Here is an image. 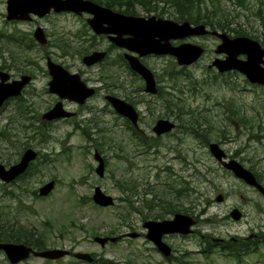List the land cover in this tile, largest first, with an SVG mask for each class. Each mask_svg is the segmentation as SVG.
Segmentation results:
<instances>
[{
	"label": "rangeland",
	"instance_id": "rangeland-1",
	"mask_svg": "<svg viewBox=\"0 0 264 264\" xmlns=\"http://www.w3.org/2000/svg\"><path fill=\"white\" fill-rule=\"evenodd\" d=\"M247 4L245 7L239 0H222L223 10L235 21L232 27H243L249 33L247 36L264 43V20L257 19L252 9L254 5L257 12L264 11V0H246ZM6 7L7 0H0V65H8L6 69L13 78L22 72L31 73L35 78L21 100L11 99L0 109V137L6 139H0V163L9 166L20 161L19 154L26 147H33L39 153L30 171L9 183L0 180V208L6 215L17 217L28 232L43 235L46 248L96 252L107 264H181L166 260L145 237L144 222L157 219L140 211L142 201L133 202V197H128L132 187H139L140 192L148 193L145 199L157 203L159 209L171 208L188 214L192 211L199 218L193 234L167 238L175 248L174 254H185L182 264H264V241L256 251L240 256L236 249H229L235 247L239 251L241 245L236 244L237 238L251 229L264 234V198L231 171H223L208 147L210 142H219L222 135L230 137L228 150L243 149L241 155L247 165L256 164L257 174L264 181V126H257L264 123V86L250 83L239 72H227L223 77L216 69L209 68L218 56L215 49L219 38L214 35L187 37L185 41L206 48L204 56L191 66L179 65L171 55L143 57L142 61L163 87L151 95L136 92L138 76L132 77L118 65L110 66L114 57L105 65H84L81 52L91 53L108 46L107 38L88 26L89 14L60 13L42 18L40 26L47 29L53 45L39 50L35 46L28 47L25 40L36 26L31 22L7 20ZM118 7L115 8L120 10ZM136 13L178 21L168 9L160 14L137 5ZM227 33L232 37L236 35L231 31ZM43 54L72 72H82L89 85L111 87L108 91L98 89L85 104L64 100V107L75 111L76 116L44 121L41 116L59 98L48 90L51 77L46 61L39 60L43 59ZM105 73L114 79L119 74L123 89H111L113 83ZM122 73L125 77L120 76ZM111 90L136 102L141 110L140 127L147 132L146 138L135 133L108 105L104 94ZM189 109L207 122L201 126L207 128V133L195 128L192 120L183 118L188 116L182 115L183 111ZM239 114L257 121L253 126L245 121L238 128ZM161 117L173 119L179 125L158 139L152 136L151 128ZM84 128L89 135L84 133ZM251 134L257 138H251ZM148 137L150 146L146 142ZM96 151L105 161L102 177L96 173ZM6 159L11 163L5 162ZM53 178L57 180L53 191L48 196L39 195L40 186ZM118 182L127 187L126 192L118 187ZM96 185L115 197L113 207H99L88 199ZM159 195L164 197H156ZM234 208L244 212V216L231 217ZM123 217H129V224ZM133 231L143 235L130 242L107 244L104 248L93 240L95 235ZM0 264H10L2 251ZM20 264L86 263L69 256L57 260L32 256Z\"/></svg>",
	"mask_w": 264,
	"mask_h": 264
},
{
	"label": "water",
	"instance_id": "water-1",
	"mask_svg": "<svg viewBox=\"0 0 264 264\" xmlns=\"http://www.w3.org/2000/svg\"><path fill=\"white\" fill-rule=\"evenodd\" d=\"M55 12H74L82 14L86 12L90 15L87 22L92 29L98 34H108L109 39L119 47L127 48L130 51L139 52L140 55L146 54H170L177 58L180 65L193 64L204 52V47L192 42H184L174 45L171 39H183L191 35H203L210 31L204 23L193 25L190 21H183L182 24L162 17L128 15L118 11H114L109 7L100 5L92 0H7V16L8 20H30L31 14L40 17ZM107 26L103 27V23ZM213 34L221 38L216 52L225 53L226 57L218 58L213 63L221 72L237 70L243 73L247 79L253 83L264 85V46L254 38L247 35H238L230 37L227 32L211 31ZM127 35V36H126ZM35 37L41 43H47L45 31L42 27L35 30ZM245 56L242 58L241 56ZM106 56L105 51H94L84 57V62L88 65L100 62ZM132 68L138 72L146 81V91L150 93L157 92L156 80L153 71L141 62L138 56L126 54ZM48 67L52 79L49 81V90L58 94L61 98H68L71 101L84 103L86 99L95 92V88L87 86L81 79L80 73H71L61 64L48 61ZM10 74L0 70V107L10 97L18 96L22 93L23 88L31 81L30 75H22L20 79L8 81ZM107 99L115 107L117 112L129 118L137 125L138 112L135 107L125 100L107 96ZM72 112L63 108L61 101H58L50 110H48L43 118L48 120L60 117H69ZM175 127V123L168 118H159L153 130L157 134H163L171 131ZM210 151L215 158L223 160L224 150L217 142L210 144ZM38 152L32 148H27L19 162L7 167L0 163V179L4 182H10L17 176L25 172L30 162L34 160ZM95 158L99 161L96 172L103 176L105 163L103 156L96 151ZM229 169H232L238 177L245 178L249 182H253L254 176L252 172L244 168L237 160L230 162L223 161ZM247 181V182H248ZM55 180L46 182L39 189L42 196L48 195L55 188ZM263 193L264 188L259 187ZM221 198V197H220ZM95 203L101 206H110L114 204L113 196L105 193L100 186L95 188L93 194ZM232 216L238 219L240 213L235 209ZM197 220L185 213L178 212L173 219H164L158 221H150L145 227L148 228L147 237L151 239L158 249L168 255L171 247L163 241V235L167 233L179 232L189 234L193 232V227ZM137 236V232L130 234ZM118 237L96 236L95 240L105 245L108 240L115 241ZM2 249L12 263H18L29 258L31 254L49 259H57L70 253L68 249L63 248H47L44 250H36L32 246L18 242H0ZM76 257L92 261L91 254L85 252L75 253Z\"/></svg>",
	"mask_w": 264,
	"mask_h": 264
},
{
	"label": "flooded vegetation",
	"instance_id": "flooded-vegetation-1",
	"mask_svg": "<svg viewBox=\"0 0 264 264\" xmlns=\"http://www.w3.org/2000/svg\"><path fill=\"white\" fill-rule=\"evenodd\" d=\"M99 2V1H98ZM68 14H71V12H68ZM49 16V15H48ZM48 16H46V17H48ZM45 18V17H44ZM41 19H35L33 22H31L32 24H33V26L35 27V26H38L40 23H39V21H40ZM46 31V34L49 36V34L47 33V29L45 30ZM102 38H107V41H108V46H106V48H103V49H105L106 50V53H108V58L106 59V60H103V61H100V62H97L96 64H94V65H91V66H95V65H99V64H103V65H105V64H107V62L110 60V58H112V57H114V62L110 65V66H112V65H118L119 67H121V68H123V69H125L126 70V72L128 71L129 72V74L132 76V77H134V76H138V79H136V87L135 88H137V90H136V92L137 91H141V92H144V93H146V94H151V93H147V92H145L146 90H145V87H146V83H145V81H144V79L138 74V73H136V72H134V70H133V68H132V66H131V64H130V62H129V60L127 59V56H126V53H127V51L125 50V49H123V48H121V47H119L118 45H116L115 43H113V42H111V41H109L108 39H109V37H108V35H105V34H103L102 35ZM173 44H178V43H180L181 41H177V40H172L171 41ZM50 43H51V41H50ZM49 43V45H51ZM113 51H116L117 53H113V55H112V52ZM150 57H158V56H156V55H150ZM225 57V55L224 54H222L221 56H220V58H224ZM142 59V58H141ZM216 59H218V57L216 56V58L214 59V61L212 62V64L215 62V60ZM3 64H5V63H3ZM2 64V66L3 67H5V65H3ZM211 64V65H212ZM209 66V68L210 69H216L217 70V68L215 67V66ZM218 71V70H217ZM219 72V71H218ZM219 73H221L220 74V76L222 75L223 77H225L227 74V72H219ZM230 73H232V74H236V73H238V72H236V71H231ZM108 73H105V76H106V78L110 81V82H112L113 84V86H112V88L111 89H118L119 87L121 88V89H123L122 88V86L124 85V83L123 82H119V80H118V77H119V74L116 76V78L114 79L113 77H111L110 75H107ZM120 76H123V77H125V73H122V75H120ZM127 76V75H126ZM156 76V75H155ZM132 79H130L129 81H131ZM156 80H157V78H156ZM159 82H158V80H157V85H159V92H160V86H161V88H163L162 87V85H160V84H158ZM129 84V83H128ZM96 88H97V90L98 89H104L105 91H108L109 90V88L111 87V86H109V85H102V86H96V85H94ZM97 92L98 91H95V94L93 95V96H95L96 94H97ZM110 92V94H113V95H116V96H119V97H121L118 93H116V92H114L113 90H111V91H109ZM107 94H104V99H105V96H106ZM126 95V94H125ZM151 95H153V94H151ZM122 98H124V97H122ZM129 101H131V102H133L134 103V105L139 109V107H138V105L136 104V102H134V101H132V100H130L129 99ZM108 103V102H107ZM109 104V103H108ZM139 111H141L140 109H139ZM257 119H258V117H257ZM248 122L251 126H253L254 124H255V121H257L256 119H249L248 117H246L245 115H238V119H237V121H236V127H241L240 126V123H241V125H243L244 124V122ZM177 125H179V124H176V127H177ZM257 126H260V127H262V126H264V123H258V125ZM136 127V131L137 132H139V133H141V134H143L144 135V137L147 135V132L144 130V129H142V128H140V125L139 126H135ZM151 130H152V133H153V135L152 136H155V137H157L158 139H160V137H163V136H165L164 134H155L154 132H153V126H152V128H151ZM237 136V135H236ZM239 136V135H238ZM250 137L251 138H253V137H255V138H257V136H254L253 134H251L250 135ZM146 138V137H145ZM220 139L221 140H218L219 142H217L220 146L222 145V146H225V148L224 147H222L223 148V150H224V152H225V155H224V157H223V160L224 161H226V162H228V161H231V160H237L244 168H246L247 170H249L250 172H252V174H253V176H254V180L255 181H253V182H249L248 180H246L245 178H241V180H242V182H244V183H246L247 184V187H252V189H254L256 192H258V194L259 195H261L263 198H264V194H263V192L261 191V189L259 188V187H264V181H263V178L262 177H260L258 174H257V169H255V166H256V164H249V165H247L248 163L245 161V159H244V157H242V151H243V149H239V150H235L234 152H230L229 150H228V144L230 143L229 141H231V138L230 137H228V136H226V135H222V136H220ZM233 140H236L235 138L233 139ZM146 142H150V137H148V139H146ZM241 159V160H240ZM219 166H220V168H222V170L223 171H231L232 173H233V175H235L236 176V174H235V172L233 171V170H231V169H229V168H227V166L226 165H224L223 164V162L220 160L219 161ZM236 177H238V176H236ZM240 179V178H239ZM248 181V182H247ZM250 185V186H249ZM138 188L139 187H132V189H131V191H130V198H132L133 197V199L131 200V201H133V202H139V201H142V204H143V207L140 209V211L143 213V214H145V215H148V216H152L153 218H156L157 220L159 219V220H162V219H164V218H167V219H171V218H173V216L175 215V213H176V211L174 212L171 208H168V209H165V208H163V207H160V209H159V206H157L156 204H154V201H149V200H146L145 199V197L147 196V192L145 191H139L138 190ZM142 195V198L140 197ZM189 195H191V193L189 192ZM156 197H158V198H160V199H162V197H164V196H162L161 197V195H159V196H156ZM153 199H155V195H153V197H152ZM232 211H233V209H232ZM231 211V212H232ZM234 212V211H233ZM232 212V213H233ZM167 213V215H166V217H165V214ZM172 213H174L173 214V216L172 217H168V215L169 214H172ZM240 213H242V217L244 216V212H242L241 210H240ZM190 215H192V216H194V217H196V219H197V224L199 223V218L197 217V215L195 216V214L191 211V213H190ZM231 216H232V214H231ZM125 220H126V223H128V218L129 217H123ZM129 224V223H128ZM194 233V232H193ZM193 233H191V234H193ZM112 234H115V233H113L112 232ZM191 234H182V233H169V234H165L164 235V239H165V241H167V238L169 237H173V236H177V237H188L189 235H191ZM143 235V233H140V236H142ZM144 235H145V237H146V232L144 233ZM108 236V235H107ZM109 236H115V235H109ZM116 237H118V239L117 240H115V241H107V243H106V245L108 244V245H112V244H118V243H122V242H124L125 240L126 241H128V242H130V241H132V239L134 238V237H131V236H129L128 235V233H121V234H118V235H116ZM147 238V237H146ZM148 240V239H147ZM149 241V240H148ZM264 241V234H262L261 235V233L260 232H256V231H254L253 229H251L249 232H247V234L246 233H244V234H242V236H240V237H238L237 238V241H236V244L237 245H241V247H239V251H238V249L237 248H235V247H229V249H231V250H235L236 249V253H238L239 254V256L241 255V254H243V253H249V252H254V251H256L257 249H258V245H260L259 243H261V242H263ZM94 242H96V241H94ZM97 244H99L98 242H96ZM169 243V242H168ZM170 244V243H169ZM253 245V246H250V245ZM105 245V246H106ZM105 246H102V248H104ZM170 246H171V248H172V253H170V254H168V255H166V254H163V253H161V252H159V250H157L164 258H166V260H168V261H170V262H173V263H175L176 261H178V262H180L181 264L184 262L185 263V259L183 258L184 256H185V254L183 255H176V254H174V251H175V248L170 244ZM156 248V247H155ZM225 248H227V247H225ZM157 249V248H156ZM0 251H2L1 249H0ZM70 251H71V253L69 254V255H67V256H69V257H76L75 256V254H74V251L72 250V249H70ZM177 251V250H176ZM3 252V251H2ZM91 254H92V261L93 262H89L88 260H86V259H81V258H76L79 262H81V263H86V264H102L103 263V261H104V259H103V257H101V255H97L96 254V252H90ZM234 253V252H233ZM32 256H34V257H38V256H35V255H31L30 257H32ZM6 258H7V256H6ZM29 259V258H28ZM28 259H26V260H28ZM7 260L9 261V259L7 258ZM26 260H24V261H26ZM48 260V259H47ZM24 261H22V262H24ZM10 262V261H9ZM107 262L108 261H106V262H104L103 264H107ZM21 262H19V263H17V264H20ZM10 264H13V263H11L10 262Z\"/></svg>",
	"mask_w": 264,
	"mask_h": 264
},
{
	"label": "trees",
	"instance_id": "trees-1",
	"mask_svg": "<svg viewBox=\"0 0 264 264\" xmlns=\"http://www.w3.org/2000/svg\"><path fill=\"white\" fill-rule=\"evenodd\" d=\"M105 3V5L110 6L115 9L117 5L118 8L125 12V13H136L137 12V5L143 7L145 11H157L160 14H164L166 10L170 11L171 15L175 16V19L182 22L184 20H189L190 22L197 24V23H205L207 26H211L215 28V30H222L227 32H234L236 35H247V29L243 27H232L235 23L229 17L223 8H222V0H94ZM241 6L248 7L246 5V0H239ZM215 4V6H212ZM252 9L255 11L253 14L257 19L264 20V11L257 12V7L254 5ZM264 42V39H263ZM88 51L81 52V56ZM1 55V53H0ZM9 67L8 65H6ZM182 116L187 121L192 120L195 124V128L198 130L203 129L201 126L205 122L204 120H200L195 114L194 111L189 109L187 111H183ZM178 118V116H177ZM127 124H130L127 122ZM97 124H95L96 126ZM94 126V128H95ZM132 130L137 133L134 126L129 125ZM209 129V128H208ZM84 133L89 135V132L84 128ZM90 131V130H89ZM207 133V128L203 129ZM91 132V131H90ZM0 139L5 140V138L0 137ZM148 146H150V142H148ZM21 155V154H19ZM42 156V154H41ZM41 158V157H40ZM4 161V160H2ZM5 162L11 163L9 160H5ZM35 166V162H33L30 167L28 168L30 171ZM119 187H123L122 182H118ZM124 188V187H123ZM124 191L127 190L124 188ZM35 193V190H34ZM150 194V192H149ZM91 199V197H88ZM4 216V218H2ZM0 241H14V242H23L28 245H32L36 248H43L46 245V240L44 236L38 233L37 231H30L28 232L19 222L17 217H10L6 215V212L0 208ZM231 250V249H230Z\"/></svg>",
	"mask_w": 264,
	"mask_h": 264
},
{
	"label": "bare ground",
	"instance_id": "bare-ground-1",
	"mask_svg": "<svg viewBox=\"0 0 264 264\" xmlns=\"http://www.w3.org/2000/svg\"><path fill=\"white\" fill-rule=\"evenodd\" d=\"M68 12H71V11H68ZM172 20V19H171ZM175 21V20H174ZM176 22H178V23H180V24H182L183 22H180V21H176ZM104 24H105V26H107V23H103V27H104ZM194 26L195 25H198V24H193ZM206 25V24H205ZM206 28L207 29H209V26H207L206 25ZM215 31H219V30H215ZM198 37V35H191V37ZM230 36V35H229ZM230 37H232V36H230ZM202 46V45H201ZM202 47H204V46H202ZM205 48V47H204ZM131 55H134V56H140L141 58H143V57H145V56H148V55H150V54H146V55H140L139 54V52H136V51H132V54ZM152 55H154V54H152ZM191 65H193V64H184V65H181V66H191ZM211 66H214L213 64L211 65ZM227 72H229V71H227ZM237 72H239V73H241L240 71H237ZM241 74H243V73H241ZM244 75V74H243ZM245 76V75H244ZM246 77V76H245ZM247 78V77H246ZM250 83H252L253 84V82H251L249 79H247ZM152 94V93H151ZM159 220V219H158ZM158 220H155V221H158ZM150 221H154V220H147V221H145L144 222V227L146 226V224L148 223V222H150ZM89 261V260H88ZM89 262H93V261H89Z\"/></svg>",
	"mask_w": 264,
	"mask_h": 264
}]
</instances>
